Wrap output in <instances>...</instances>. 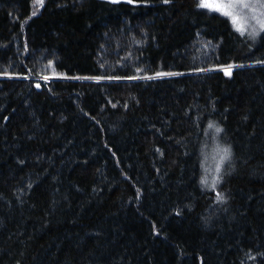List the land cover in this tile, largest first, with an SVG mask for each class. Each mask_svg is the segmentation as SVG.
Instances as JSON below:
<instances>
[{"label":"trees","instance_id":"1","mask_svg":"<svg viewBox=\"0 0 264 264\" xmlns=\"http://www.w3.org/2000/svg\"><path fill=\"white\" fill-rule=\"evenodd\" d=\"M199 4L0 0V264H264V23Z\"/></svg>","mask_w":264,"mask_h":264},{"label":"snow or ice","instance_id":"2","mask_svg":"<svg viewBox=\"0 0 264 264\" xmlns=\"http://www.w3.org/2000/svg\"><path fill=\"white\" fill-rule=\"evenodd\" d=\"M36 3L42 4L43 0H35ZM165 3L168 2V0H164ZM260 5L261 7H264V0H227V3H223V0H221L220 3H215V4H210L207 2V0H200V7H206V8H212L217 11L223 10L222 14L226 16H230L235 23L239 18L235 15H233V12L230 11L229 9H233L235 7H239L241 9H248L249 11H256L255 5ZM35 14V13H34ZM264 27V25H262ZM239 30V29H238ZM226 74H229L226 70ZM157 76H163V75H177V73H163V72H158L156 74ZM133 79L137 77H132ZM147 79H153L155 77H145ZM39 86V85H37ZM209 128H213V124L208 125ZM215 131L219 133L222 131L220 128H216ZM218 152H223V155L220 156V161L223 162L225 159L229 158L230 156V148L225 147L222 149L218 148ZM217 171H219V165L217 166ZM206 183V181H204Z\"/></svg>","mask_w":264,"mask_h":264},{"label":"rangeland","instance_id":"3","mask_svg":"<svg viewBox=\"0 0 264 264\" xmlns=\"http://www.w3.org/2000/svg\"><path fill=\"white\" fill-rule=\"evenodd\" d=\"M210 4L220 3L221 0H207ZM223 3H227V0H223ZM256 11H249L248 9H241L239 7H235L233 9H229L233 12V15L237 16L239 19L234 23L230 16L229 19L233 22V24L240 30H244L247 28H256L264 23V7L260 5H255ZM212 9V8H211ZM215 10V9H214ZM223 10L219 12L222 13ZM43 80V79H42Z\"/></svg>","mask_w":264,"mask_h":264},{"label":"water","instance_id":"4","mask_svg":"<svg viewBox=\"0 0 264 264\" xmlns=\"http://www.w3.org/2000/svg\"><path fill=\"white\" fill-rule=\"evenodd\" d=\"M34 85H35V87H36L37 90H40V85H39V83H34ZM37 85H39V86H37Z\"/></svg>","mask_w":264,"mask_h":264}]
</instances>
